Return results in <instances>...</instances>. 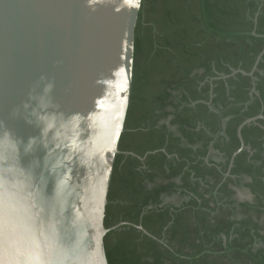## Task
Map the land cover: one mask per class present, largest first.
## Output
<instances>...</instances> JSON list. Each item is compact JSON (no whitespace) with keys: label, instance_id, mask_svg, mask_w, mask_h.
Returning a JSON list of instances; mask_svg holds the SVG:
<instances>
[{"label":"trees","instance_id":"16d2710c","mask_svg":"<svg viewBox=\"0 0 264 264\" xmlns=\"http://www.w3.org/2000/svg\"><path fill=\"white\" fill-rule=\"evenodd\" d=\"M257 34L264 0L141 1L108 264H264V119L242 126L233 156L239 124L264 115V52L240 71Z\"/></svg>","mask_w":264,"mask_h":264},{"label":"water","instance_id":"95a60500","mask_svg":"<svg viewBox=\"0 0 264 264\" xmlns=\"http://www.w3.org/2000/svg\"><path fill=\"white\" fill-rule=\"evenodd\" d=\"M141 1L0 0V264H108Z\"/></svg>","mask_w":264,"mask_h":264},{"label":"flooded vegetation","instance_id":"af4514ba","mask_svg":"<svg viewBox=\"0 0 264 264\" xmlns=\"http://www.w3.org/2000/svg\"><path fill=\"white\" fill-rule=\"evenodd\" d=\"M248 197H249V196L246 194V196H244V198H243V199H248Z\"/></svg>","mask_w":264,"mask_h":264}]
</instances>
